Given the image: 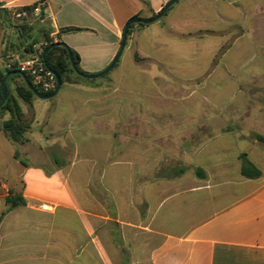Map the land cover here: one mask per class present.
<instances>
[{"label":"crops","instance_id":"obj_1","mask_svg":"<svg viewBox=\"0 0 264 264\" xmlns=\"http://www.w3.org/2000/svg\"><path fill=\"white\" fill-rule=\"evenodd\" d=\"M0 1L42 2L51 37L97 74L129 20L170 0ZM226 1L179 0L136 24L130 68L122 53L101 82L18 99L29 141L0 129V264H264V0ZM20 23L0 18V67L44 44ZM8 196L23 203L3 215Z\"/></svg>","mask_w":264,"mask_h":264},{"label":"trees","instance_id":"obj_2","mask_svg":"<svg viewBox=\"0 0 264 264\" xmlns=\"http://www.w3.org/2000/svg\"><path fill=\"white\" fill-rule=\"evenodd\" d=\"M39 3H36L29 7L21 8L22 11H26L28 13L27 17L21 19V23L18 25H13L14 28H17L23 34H30L32 32L38 31L41 36V40L44 41L45 44L42 45L40 48V56L43 58V51L46 50L52 44H58L51 48L47 55L46 61L48 66L60 77L62 81V85L66 83H74V80L81 79L82 77L79 76L73 69L70 56L69 54L72 53L75 59V63L81 72L82 69L79 64V56L78 54L72 50L69 46L65 43L61 42L60 40L55 41L53 37H51L52 32L54 29L47 21H42L44 19V14L42 12L41 17L35 19L32 17L31 13L34 11L35 7H37ZM173 7V6H172ZM170 7L164 15H166L171 9ZM6 18L7 22L12 21V12L8 9L2 8V2L0 1V18ZM28 22L27 20H32ZM136 24H133L129 28L128 32V39L130 38L133 29L135 28ZM139 26H145L143 23H140ZM79 31L78 28H66L63 29L61 32H73ZM39 43L38 40H33L31 43L25 45L24 51L27 53H32L34 50V45ZM127 46V43H126ZM136 59H138V55H135ZM119 65V61L114 66L116 68ZM113 68V69H114ZM19 71L17 68L8 69L5 67V61L3 62L2 66L0 67V102L2 100V90H1V82L5 78L7 73ZM85 73V72H83ZM27 77L32 82V77L28 74ZM109 75L106 74L105 77ZM33 83V82H32ZM34 85V84H33ZM38 91L42 95H50L54 91L50 93H43L38 86L34 85ZM5 92L7 95L5 104L0 108V129L6 135V137L14 142V143H26L29 141L28 133L30 131V125L26 123L23 119V112L22 107L20 106L18 99H22L24 102L28 104H32V101L36 98L34 92L28 87L24 78L20 74H12L8 77L6 84H5ZM257 141H259L264 146V136L255 135ZM243 165H242V175L249 179H256L262 175L261 170L252 162H250L246 155L243 154ZM196 173L199 176H203V171L200 168H196ZM23 201L19 198L8 196L7 197V209L3 213V215L8 212L13 207L22 204Z\"/></svg>","mask_w":264,"mask_h":264},{"label":"water","instance_id":"obj_3","mask_svg":"<svg viewBox=\"0 0 264 264\" xmlns=\"http://www.w3.org/2000/svg\"><path fill=\"white\" fill-rule=\"evenodd\" d=\"M179 0H170L155 16H153L152 18L150 19H141L139 17H134V18H131L129 20V22L127 23V25L125 26L124 28V32H123V38H122V42H121V46H120V50L118 51L116 57L114 58V60L111 62V64L105 68L103 71L97 73V74H85L83 72H81L79 70V68L77 67L76 63H75V59L73 57V54L70 53L69 56H70V61H71V64H72V67L74 69V71L81 77H84V78H91V79H94V78H99V77H102L106 74H108L113 68L114 66L117 64V62L119 61L125 47H126V42H127V39H128V32H129V28L131 25L133 24H140V23H143V24H150V23H154L156 21H158L164 14L165 12L170 8L172 7L176 2H178ZM58 44H52L50 45L46 50L43 51V60L45 62V65L47 67V69L49 71H51L52 73H54V75L56 76V79H57V86L54 90V92L50 95H42L38 89L33 85V83L29 80V78L27 77V75L22 72V71H15V72H10V73H7L5 78L2 80L1 82V90H2V100L0 102V108L5 104L6 102V98H7V95H6V92H5V84H6V81L8 79V77L12 74H20L26 84L28 85V87L34 92V94L38 97V98H42V99H50V98H53L57 95V93L60 91L61 89V86H62V81L60 79V77L48 66L47 64V61H46V55L48 53V51L53 48L54 46H57Z\"/></svg>","mask_w":264,"mask_h":264},{"label":"built area","instance_id":"obj_4","mask_svg":"<svg viewBox=\"0 0 264 264\" xmlns=\"http://www.w3.org/2000/svg\"><path fill=\"white\" fill-rule=\"evenodd\" d=\"M9 9L12 12V17L16 20H21L28 15L26 11H22L21 9L13 6L9 7ZM41 14L42 2H39V5L35 7L31 15L33 18L38 19L41 17ZM14 67L25 74L28 73L32 77L33 84L38 86L43 93H50L55 90L57 86L56 76L47 69L40 53L26 59L11 60L6 64V68L8 69H12Z\"/></svg>","mask_w":264,"mask_h":264},{"label":"rangeland","instance_id":"obj_5","mask_svg":"<svg viewBox=\"0 0 264 264\" xmlns=\"http://www.w3.org/2000/svg\"><path fill=\"white\" fill-rule=\"evenodd\" d=\"M221 2H228V1H226V0H220ZM12 21H14V22H20L21 20H16V19H14L13 17H12ZM139 27H138V25H136L135 26V28L133 29V32L132 33H135V31L138 29ZM131 38V37H130ZM130 38L129 39H127V46L125 47V50H124V52H123V55H122V57H121V62H123L124 63V65L126 64V68H130L131 67V61H129L128 63H127V61H128V57H129V54H130V52L131 53H135V49H134V45H133V42H134V39H135V36L134 37H132V39H131V44H130ZM129 44H130V49H127V47L129 46ZM136 55V54H135ZM136 58V57H135ZM113 70H115V69H113ZM113 70L111 71V72H113ZM202 70H203V66L202 67H200V72H202ZM106 77L105 76H103V77H99V78H97V79H83V80H85V82H101V81H103L104 79H105ZM67 84H69V83H67Z\"/></svg>","mask_w":264,"mask_h":264}]
</instances>
